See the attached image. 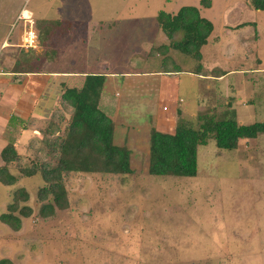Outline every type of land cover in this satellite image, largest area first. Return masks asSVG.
<instances>
[{
	"label": "rangeland",
	"instance_id": "rangeland-1",
	"mask_svg": "<svg viewBox=\"0 0 264 264\" xmlns=\"http://www.w3.org/2000/svg\"><path fill=\"white\" fill-rule=\"evenodd\" d=\"M40 1L0 0V33L20 4L32 7ZM76 1L51 0L48 15L69 14ZM182 5L201 7L211 19L218 36L215 55L229 60L220 61L223 68L234 69H227L233 71L227 76L229 88L208 91V99H199L193 82L182 89L181 117L233 115L244 124L264 120V69H252L258 58L264 67V11L250 0H210L209 5L201 0H107L99 10H88L116 16L106 21L129 12L150 20L158 10L175 12ZM235 23L246 27L228 31ZM140 114L133 111L131 117L142 119ZM21 143L26 147L29 139ZM217 150L213 137L198 146L195 176H155L148 173L149 146L140 140L131 152V173L72 174L66 183L68 208L49 217L39 214L40 175L19 176L10 185L0 182V213L19 187L30 196L21 204L32 208L21 217L19 230L0 221V259L15 264H264V133L220 155ZM21 153L32 154L27 147ZM11 171L20 174L15 167Z\"/></svg>",
	"mask_w": 264,
	"mask_h": 264
},
{
	"label": "crops",
	"instance_id": "crops-1",
	"mask_svg": "<svg viewBox=\"0 0 264 264\" xmlns=\"http://www.w3.org/2000/svg\"><path fill=\"white\" fill-rule=\"evenodd\" d=\"M50 2L42 0L32 7L20 4L0 33V153L7 144L21 153L27 147L21 142L40 137L42 126L37 125L64 111V90L80 88L89 74L105 76L98 107L114 123V144L127 146L131 152L140 140L149 146L152 129L174 131L186 99L182 89L192 82L199 99H208L212 89L229 88L227 76L233 71L227 69L234 68H223L220 61L229 60L215 55L218 36L210 18L213 30L200 48L201 58L195 60L168 46L157 15L148 20L129 12L106 21V16H112L107 14L109 9L105 16L88 10L92 6L99 10L107 0H77L69 14L48 15ZM197 8L205 17L201 7ZM243 26L235 23L227 30ZM160 44L168 48L152 52V46ZM165 56L167 68L163 66ZM228 57L232 59L231 54ZM257 63L252 69L260 72L264 67L259 58ZM204 107L197 106L193 114ZM133 111L145 116L135 119Z\"/></svg>",
	"mask_w": 264,
	"mask_h": 264
},
{
	"label": "trees",
	"instance_id": "trees-1",
	"mask_svg": "<svg viewBox=\"0 0 264 264\" xmlns=\"http://www.w3.org/2000/svg\"><path fill=\"white\" fill-rule=\"evenodd\" d=\"M209 5V0H201ZM255 9L264 10V0H251ZM159 29L165 34L168 46L195 60L201 58L200 48L213 30V23L200 15L196 6L183 5L176 13L160 10L157 13ZM152 46V52L164 48ZM168 57L163 64L169 65ZM167 66H164L167 68ZM102 74L86 75L80 88H66L62 93L65 113L53 115L45 121L40 137H32L27 148L32 154L18 153L13 144L1 150L0 182L14 184L19 176L40 175L44 185L37 191L42 202L39 214L53 216L57 210L69 206L67 180L74 173H131V150L113 142L114 123L99 107L98 101L104 85ZM179 117L172 133L155 129L150 131L148 173L155 176H195L197 174L198 146L213 137L218 155L223 149L237 148L239 142L264 133V120L249 124L239 123L235 116L216 118L199 114L195 121ZM196 121L198 123H196ZM15 167L19 175L11 168ZM24 187L13 190L6 211L0 213V221L13 230H19L21 217L32 213L30 205H22L29 199ZM0 264H15L10 258L0 259Z\"/></svg>",
	"mask_w": 264,
	"mask_h": 264
}]
</instances>
